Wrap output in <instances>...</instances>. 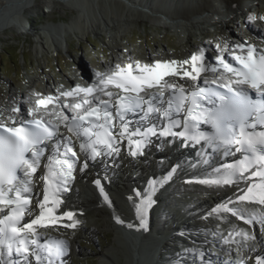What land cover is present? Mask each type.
Returning <instances> with one entry per match:
<instances>
[{
	"label": "snow or ice",
	"instance_id": "1",
	"mask_svg": "<svg viewBox=\"0 0 264 264\" xmlns=\"http://www.w3.org/2000/svg\"><path fill=\"white\" fill-rule=\"evenodd\" d=\"M256 19L264 20V16L249 17ZM211 51L200 47L180 61L142 63L129 58L125 64L95 73L94 82L87 86H61L56 94L33 93L36 99L29 100L33 106L26 112L17 105L0 110L10 113L7 120L0 118V264H65L68 242L42 239L47 234L40 230L77 229L82 221L62 195L71 191L77 163L83 157V172L97 157L119 156V145L125 140L133 157L145 155L153 138L160 145L177 140L182 147L201 145L202 152L222 151L225 157L242 153L222 169H214V177L209 174L198 182L224 185L257 177V182L241 189L244 194L237 199L264 205V49L218 40L215 54L207 55ZM169 77L194 83L186 86ZM42 163L43 172L37 176ZM175 171L173 167L167 177L154 183L162 186ZM38 181L42 198L35 191ZM94 183L103 194L100 179ZM155 191L150 185L144 193L136 192L140 197L139 203L134 202L140 220L137 231H147L145 212L155 202ZM104 198L108 200L107 195ZM219 210L264 227V209L249 211L227 204L213 209ZM244 211H249L247 217L241 215ZM116 222L124 223L119 218ZM236 235L250 238L243 231ZM256 264H264V257L258 256Z\"/></svg>",
	"mask_w": 264,
	"mask_h": 264
},
{
	"label": "bare ground",
	"instance_id": "2",
	"mask_svg": "<svg viewBox=\"0 0 264 264\" xmlns=\"http://www.w3.org/2000/svg\"><path fill=\"white\" fill-rule=\"evenodd\" d=\"M60 1L64 5L69 6H71L74 1H77L78 5L83 6L84 4H90V6H94L95 4V0H0V34L9 29H16L18 32L26 29V21L23 16L28 10L25 9L24 5L31 3L34 4V8H38L39 5H53ZM161 1L162 0H158L157 3L156 0H149L146 2H143V0H104L99 4L106 12L103 11L100 16L94 13V8H92V11L88 10V12L77 9V15L74 19L75 25L78 26V33L82 36L84 33H93L100 36L108 34L107 42H110L111 47L116 49L119 44V33L117 29L122 28L121 23H119L123 21L122 18L128 20L132 15L134 17L136 12H139V14L146 16L150 13L154 14V16H156L155 18L160 22H164L161 18L170 21L169 23H171V21L174 22L175 18L170 14L161 11ZM175 2H181V0H163L164 4L166 3L170 5V9H173V7L176 6ZM242 3L244 5H242ZM261 3H264V1L190 0L186 12L180 19L184 22L183 30L186 36H188L190 28L199 33V30H201V22L205 23L215 31V28L222 26L226 20H232L236 15H245L247 13L245 6H248V9H254V13H257L260 9ZM106 5L108 6V9L106 7L103 8V6ZM107 11L111 12L109 13L110 15H108ZM161 16H165L166 18ZM172 24L174 25V23ZM51 30H54V35L52 37L47 35L48 38L45 43H38V47L42 50L50 48L57 49L60 47L59 44L62 41L61 34L64 32L62 31L63 28L54 27L49 30L47 29V31ZM214 33L215 35L217 34L216 32ZM255 37L260 42L264 43V35L256 33ZM63 40L66 42L64 38ZM235 43L237 42L232 41V44ZM191 46L195 51L198 48L203 47V43L201 41L197 43L194 42L191 43ZM7 98L6 103L13 104L14 102H17V99H13V96L11 95ZM0 110L3 109L0 108ZM65 114L69 116L71 115L69 111ZM3 116V111H0V118H3ZM76 150L78 151V147H76ZM173 150L176 151L175 149ZM176 159H179V167H175L176 171L172 173L170 178L161 186L159 183H154V181L158 182L162 178L167 177L172 169V163L162 166L159 165L157 161H154L155 167H153L154 169L158 168L157 170L161 172V175L156 171H149V168L141 169L136 173L131 170L130 165L128 166L125 164L126 167L124 164L121 165L120 158L109 161L108 159L97 157L94 162L89 161L90 166L81 172L80 169L83 165V157H81V162L76 165L75 172V176L79 178V184L77 186L72 185L70 195H63L66 198L67 206L74 208L77 211L76 218L82 221L77 227V234L82 233L83 235L90 236V234L95 231L99 232L100 228H102L101 224H103V227H109L113 234L119 238L118 244H124L121 243L120 240L122 236H125V238L128 239L131 247L129 252L133 258L134 264H168L166 259L168 254H171L172 252L170 244L178 241V239L169 240V237H173L171 236V232H177L180 229V223H183L184 226L193 228L198 234L201 233L199 229L201 222H193L194 219L193 217H190L188 212L179 215L178 220L173 218V216L176 215L174 212L179 210L182 211L183 209H180L182 207L185 208L195 205L199 209V214L206 213L212 220L223 222L226 225L223 237L226 239H228L227 237L230 233L232 234L233 232L243 231V226L245 224L244 219L233 216L230 212L226 213L223 210L213 211V209H216L218 205L227 204L229 208L247 209L249 211L253 210L252 204H246L243 203L244 201H239L237 199L238 195L244 194L241 189L246 190L247 186L251 185L253 182L240 180L239 183H233L230 185L207 186L201 183H190L185 186L183 185V181L193 178L192 176H187L185 173L199 174L200 172V174H202L203 172H210L212 175L216 174L213 173L210 164H208L209 162L202 168H199L198 165H201V162L203 161V157L201 156L198 160V164L185 163L183 156L176 157ZM107 163H112L113 167L123 174L121 182H118L117 179L114 178L115 172L113 169L111 170L105 165ZM133 167L137 168V165ZM163 172L166 174H163ZM142 176H145L146 178ZM148 177H150L152 181L148 180ZM98 178L101 181V187L104 189L103 194L101 193L100 188L94 183ZM150 185L155 187L156 191L153 196L155 202L147 212H145L147 231L143 228L137 231L136 228L139 227L140 220L137 218L134 202L139 203L140 197L136 196L134 189L144 193L150 188ZM105 195L108 196V200H105ZM129 196H132L133 199L129 200ZM170 203H175L174 205L176 209L172 208ZM178 204H182L183 206H178ZM100 205L103 207H100ZM167 208H172V215L165 214ZM85 209L89 210L84 214L86 211ZM81 211L83 213L82 215L79 214ZM249 211H244L241 215H248ZM220 213L221 216L219 215ZM117 218L124 221V223H117ZM129 223L133 224L134 227L131 229L128 228L127 224ZM40 231L47 234L45 237L51 236L50 229H42ZM173 235H175V237L179 236V234L176 233ZM70 240L74 241L75 239L71 238ZM244 241L245 239L240 236L237 249L235 246L231 245L232 251L236 249L235 252L227 250L228 247L224 243H218L217 246L222 249L224 248L226 250V256L230 258V261H234L236 255L244 257L250 250L256 248V245H254V247H248ZM121 246L122 245H118V250ZM123 248L124 245L121 249L123 250ZM209 252L212 253L211 250H209ZM100 258L102 259V264H119L118 262H114L111 257L104 253L100 254Z\"/></svg>",
	"mask_w": 264,
	"mask_h": 264
},
{
	"label": "rangeland",
	"instance_id": "3",
	"mask_svg": "<svg viewBox=\"0 0 264 264\" xmlns=\"http://www.w3.org/2000/svg\"><path fill=\"white\" fill-rule=\"evenodd\" d=\"M102 1L104 0H95L94 6H90V4L78 5L77 1H74L71 6L64 5L61 1L53 5H39L38 8H34V4L31 3L24 5L28 11L23 16L26 21V29L22 31L23 33L17 34L15 32L16 29H9L0 34V102L2 104H4L3 100H5L9 90L12 93L17 92L19 94L24 91L26 100L31 97L32 93L48 91V88L55 86L57 83L64 84L68 80H79L81 77L95 74L97 71L102 70L103 67L104 69H109L111 64L128 61L127 57H135L137 45L141 44L140 46H142L141 37L143 33L148 36L149 43L147 48L151 52V57L156 53H163L172 57L186 56L194 51L191 43L200 41L205 49L211 48L215 51V43L218 40H228L230 43L232 41L237 43L238 41L256 42L253 34L254 36L256 33L264 34V20H249L250 16H264V3H261L257 14L251 10L247 18L236 15L232 20H226L222 26L216 27L215 31L200 21L201 30H199V33L190 28L189 34L186 36L183 30L184 22L180 18L186 12L190 0L175 2L176 6L173 9H170V5L164 4L162 0L160 2L161 11L175 18L174 22L171 21L169 23L170 21H166L163 18L161 19L164 22H160L151 13L147 15L148 19L140 16L133 17V15L128 20L122 18L123 21L119 22L122 28L117 29L119 33L118 47L109 49L108 46L111 44L107 42L108 34L100 36L93 33H84L82 36L78 33L79 28L74 21L78 10L88 12V10L92 11V8H94V13L99 16L103 11L106 12L99 4ZM146 1L149 0H143V2ZM156 1L158 3V0ZM242 5L244 4L242 3ZM43 7H52V11L48 12ZM105 7L108 9L107 5L103 6V8ZM107 12L110 15L109 13L111 12ZM165 16L161 17L166 18ZM54 27H61L63 28L62 31H64L61 34L60 47L42 50L38 47V43H45L48 38L47 35L52 37L54 30L47 31V29ZM132 28L136 29L135 40L130 39ZM214 32L217 34L215 35ZM63 38L67 42V46ZM141 52L143 57L148 56L147 52L145 54L144 49ZM209 54L213 55L214 53L211 51ZM25 84L28 85L23 86ZM20 98L24 100L23 97L20 96ZM114 178L121 182L123 174L120 171H116ZM174 204H171V207L176 209ZM181 206L183 205L181 204ZM100 207L103 206L100 205ZM172 208H167L166 210L172 211ZM85 210L84 214L89 209ZM178 216L176 214L173 218L178 220ZM101 226L102 228H100L99 232L95 231L90 236L82 233L77 234L78 229L56 231V235H58L56 237H63L69 243L70 255L67 257L66 264H102L101 253L107 254L114 262L119 264H134L129 252L131 247L128 239L122 236L120 240L124 244H118L119 238L113 234L110 228L103 227V224ZM51 235H53L52 232ZM71 238L75 240L71 241ZM118 245H124L123 250L121 249L122 246L118 250Z\"/></svg>",
	"mask_w": 264,
	"mask_h": 264
},
{
	"label": "water",
	"instance_id": "4",
	"mask_svg": "<svg viewBox=\"0 0 264 264\" xmlns=\"http://www.w3.org/2000/svg\"><path fill=\"white\" fill-rule=\"evenodd\" d=\"M43 8H45V7H43ZM45 10H48V12H51L52 11V8H45ZM142 16V18H146V19H148V17L146 16V15H141ZM155 19V18H154ZM144 21V20H143ZM22 31H24V30H22ZM22 31H16L15 30V32L17 33V34H21V33H23Z\"/></svg>",
	"mask_w": 264,
	"mask_h": 264
}]
</instances>
